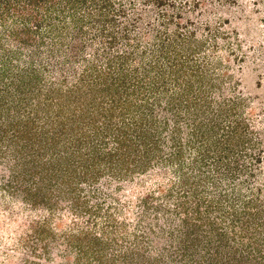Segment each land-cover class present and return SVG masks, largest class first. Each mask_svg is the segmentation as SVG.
Returning a JSON list of instances; mask_svg holds the SVG:
<instances>
[{
  "label": "rangeland",
  "instance_id": "rangeland-1",
  "mask_svg": "<svg viewBox=\"0 0 264 264\" xmlns=\"http://www.w3.org/2000/svg\"><path fill=\"white\" fill-rule=\"evenodd\" d=\"M0 2V264H105V0ZM106 264H264V0H106Z\"/></svg>",
  "mask_w": 264,
  "mask_h": 264
},
{
  "label": "trees",
  "instance_id": "trees-1",
  "mask_svg": "<svg viewBox=\"0 0 264 264\" xmlns=\"http://www.w3.org/2000/svg\"><path fill=\"white\" fill-rule=\"evenodd\" d=\"M4 1H5V2H6V1H12V4H10V7H12V9L16 10L17 7H18V6H17V2H18V1H21V0H4ZM35 1H36V0H24V2H27V5H29V4L31 5L32 3H33L32 5H35V4H34ZM54 1H55V0H54ZM0 5L3 6V7H7L6 3H1V2H0ZM22 7H26V6H22Z\"/></svg>",
  "mask_w": 264,
  "mask_h": 264
}]
</instances>
